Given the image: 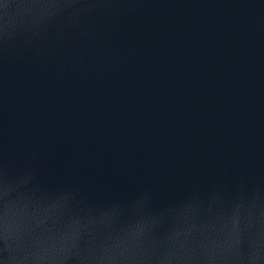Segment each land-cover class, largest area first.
I'll return each mask as SVG.
<instances>
[{"label":"water","instance_id":"95a60500","mask_svg":"<svg viewBox=\"0 0 264 264\" xmlns=\"http://www.w3.org/2000/svg\"><path fill=\"white\" fill-rule=\"evenodd\" d=\"M0 264H264V0H0Z\"/></svg>","mask_w":264,"mask_h":264}]
</instances>
